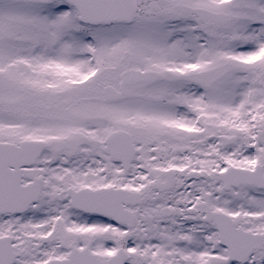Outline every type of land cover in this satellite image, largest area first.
<instances>
[{
    "label": "snow or ice",
    "instance_id": "1",
    "mask_svg": "<svg viewBox=\"0 0 264 264\" xmlns=\"http://www.w3.org/2000/svg\"><path fill=\"white\" fill-rule=\"evenodd\" d=\"M0 264H264V0H0Z\"/></svg>",
    "mask_w": 264,
    "mask_h": 264
}]
</instances>
